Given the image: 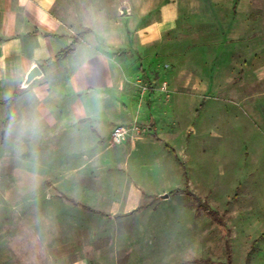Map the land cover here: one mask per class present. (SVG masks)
Segmentation results:
<instances>
[{
    "label": "rangeland",
    "instance_id": "rangeland-1",
    "mask_svg": "<svg viewBox=\"0 0 264 264\" xmlns=\"http://www.w3.org/2000/svg\"><path fill=\"white\" fill-rule=\"evenodd\" d=\"M65 2L77 37L148 73L114 89L147 120L115 142L30 88L0 100V264H264V0Z\"/></svg>",
    "mask_w": 264,
    "mask_h": 264
},
{
    "label": "crops",
    "instance_id": "crops-1",
    "mask_svg": "<svg viewBox=\"0 0 264 264\" xmlns=\"http://www.w3.org/2000/svg\"><path fill=\"white\" fill-rule=\"evenodd\" d=\"M65 3V0H0V100L17 99L18 90L30 88L42 97L39 102L54 108L56 116L63 120L67 116L76 117L78 132L92 124L90 127L101 139L103 136L93 123L99 119L111 123L110 139L114 126H128L137 118L123 117L125 104L114 98V89L143 86L148 73L143 70L129 74L118 68L116 62L122 58L92 44L89 35L58 58L77 37L65 12L61 13ZM176 13V7L167 6L162 18L152 25L161 36L178 24V18H173ZM36 66L42 75L25 87L28 74ZM15 93L18 95L14 96ZM93 96L96 98L90 99ZM137 120L147 118L143 115Z\"/></svg>",
    "mask_w": 264,
    "mask_h": 264
},
{
    "label": "trees",
    "instance_id": "trees-1",
    "mask_svg": "<svg viewBox=\"0 0 264 264\" xmlns=\"http://www.w3.org/2000/svg\"><path fill=\"white\" fill-rule=\"evenodd\" d=\"M84 36H85V34H82V35L76 37V38L74 39V42L72 43L71 47L68 48L67 50L62 51L57 57L59 58V57H61L62 55H64V53H66L67 51H69V50H73V49L76 47V45H78V44L82 41V39H83ZM17 95H18V93H15V94H14V96H17ZM12 101H13V99H10V100H9V103H11ZM85 209L91 210V209L88 208V207H85ZM93 211H94V210H93ZM97 213H99V214L102 215L103 217L110 218V216H109L108 214H105V213H102V212H97ZM124 216H125V215H120V216H117V217H124Z\"/></svg>",
    "mask_w": 264,
    "mask_h": 264
},
{
    "label": "built area",
    "instance_id": "built-area-1",
    "mask_svg": "<svg viewBox=\"0 0 264 264\" xmlns=\"http://www.w3.org/2000/svg\"><path fill=\"white\" fill-rule=\"evenodd\" d=\"M128 135V129L124 126H118L114 128L112 132V139L115 142H120L122 140H125Z\"/></svg>",
    "mask_w": 264,
    "mask_h": 264
},
{
    "label": "water",
    "instance_id": "water-1",
    "mask_svg": "<svg viewBox=\"0 0 264 264\" xmlns=\"http://www.w3.org/2000/svg\"><path fill=\"white\" fill-rule=\"evenodd\" d=\"M124 11L126 8H123ZM42 75V72L38 66L34 67L33 70L28 74L26 81H25V87H27L35 78ZM164 198H168V195H164Z\"/></svg>",
    "mask_w": 264,
    "mask_h": 264
}]
</instances>
